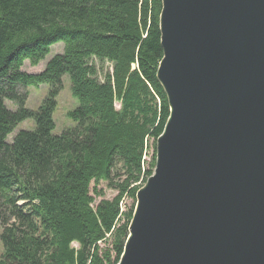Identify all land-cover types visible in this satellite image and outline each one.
I'll use <instances>...</instances> for the list:
<instances>
[{"label":"trees","instance_id":"obj_1","mask_svg":"<svg viewBox=\"0 0 264 264\" xmlns=\"http://www.w3.org/2000/svg\"><path fill=\"white\" fill-rule=\"evenodd\" d=\"M160 10L161 0H0V264H117L169 114L156 80ZM57 43L62 53L42 72L21 71ZM105 62L111 72L100 79ZM65 75L77 104L66 113L73 125L56 136ZM41 84L47 95L27 109L21 89ZM27 120L34 129L7 143ZM101 182L113 199H103Z\"/></svg>","mask_w":264,"mask_h":264},{"label":"water","instance_id":"obj_2","mask_svg":"<svg viewBox=\"0 0 264 264\" xmlns=\"http://www.w3.org/2000/svg\"><path fill=\"white\" fill-rule=\"evenodd\" d=\"M169 109L117 264H264V0H161Z\"/></svg>","mask_w":264,"mask_h":264},{"label":"rangeland","instance_id":"obj_3","mask_svg":"<svg viewBox=\"0 0 264 264\" xmlns=\"http://www.w3.org/2000/svg\"><path fill=\"white\" fill-rule=\"evenodd\" d=\"M63 51V45L62 43L54 44L50 47L49 53L45 57L43 61H41L37 66H30L28 61H24L23 66L21 67V71L29 74H38L44 70V67L46 63L54 56L61 54ZM97 68L100 67L101 72L99 73V78L102 79V76L104 73H110L111 72V66L109 63H97ZM50 87L47 84H41L38 87H27L24 89H21L23 92L27 93V99L25 103V107L29 110L35 111L38 109V107L41 105L42 101L44 100L45 96L47 95ZM56 103L57 107L56 110L53 113V121L55 123V128L52 132L53 135H60L66 128L73 125V123L66 117V113L70 110H73L76 106V101L72 98L70 93V81L67 75L63 76L62 78V89L59 92L58 96L56 97ZM5 106L8 110L14 111L16 109V106L6 101ZM115 108L119 109V104L115 103ZM34 122L32 120H27L24 122H21L17 125L15 130L6 138V142L10 143L12 141V138L15 136V134L18 131L25 130V131H32L34 129ZM153 153V148L149 146V148L146 151V154L144 156L145 161H150V158ZM93 187V185H91ZM97 190H101L104 194L103 199L104 200H111L116 196V192L108 189L106 187V183L101 182L97 186ZM101 198L96 199L93 207H95ZM132 204V201L128 198H125L122 203V209L123 211L130 207ZM1 233V229H0ZM74 247H76L75 244H73ZM102 247L104 245H101ZM106 246V244H105ZM2 253V246L0 243V255Z\"/></svg>","mask_w":264,"mask_h":264}]
</instances>
